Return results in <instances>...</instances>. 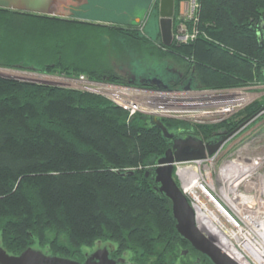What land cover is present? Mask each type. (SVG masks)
I'll use <instances>...</instances> for the list:
<instances>
[{
	"label": "trees",
	"instance_id": "16d2710c",
	"mask_svg": "<svg viewBox=\"0 0 264 264\" xmlns=\"http://www.w3.org/2000/svg\"><path fill=\"white\" fill-rule=\"evenodd\" d=\"M197 1L195 18L185 22L198 34L170 45L159 32L152 38L136 26L77 18L88 2L68 17L0 8V69L84 73L141 87H155L150 77L174 88L264 81V0ZM151 13L157 17V5ZM113 56L127 61L134 80L111 66ZM263 104L257 99L219 123L160 119L176 136L206 141L232 133ZM151 118L128 117L92 92L0 76V245L10 254L30 246L81 261L86 247L102 241L137 264H174L188 241L154 180L152 166L171 140Z\"/></svg>",
	"mask_w": 264,
	"mask_h": 264
},
{
	"label": "built area",
	"instance_id": "2783aa9c",
	"mask_svg": "<svg viewBox=\"0 0 264 264\" xmlns=\"http://www.w3.org/2000/svg\"><path fill=\"white\" fill-rule=\"evenodd\" d=\"M185 2L182 18L187 22L195 18L198 1ZM186 22L173 32V42L187 43L198 34L196 29L188 30ZM61 78L66 83L62 86L102 95L128 117L143 113L192 124L219 123L257 99L264 101V81L256 78L225 88L141 87L94 80L84 73ZM263 113L264 104L212 154L172 162L173 178L193 210L195 225L203 234L214 236L215 244L239 264H264V213L254 210L264 192V130L257 140H244L232 151L225 152L224 146Z\"/></svg>",
	"mask_w": 264,
	"mask_h": 264
},
{
	"label": "water",
	"instance_id": "95a60500",
	"mask_svg": "<svg viewBox=\"0 0 264 264\" xmlns=\"http://www.w3.org/2000/svg\"><path fill=\"white\" fill-rule=\"evenodd\" d=\"M87 2L88 0H0V8L68 17L72 14V8H79ZM174 15V0H160L158 5V27L160 40L164 45H170L172 43ZM258 29L259 33H261L260 43H264V13L258 22ZM25 72L32 73L29 71ZM14 79L37 82L22 77H14ZM148 82L153 83L157 87H167V84L159 77H150ZM183 87L189 88L190 85L189 83H186ZM151 121L161 130L164 137L171 140V146L168 147L163 155L156 160L152 166V171L154 180L158 183V190L163 192L171 201L172 213L175 218V228L177 232L194 248L208 256L214 264H239L215 244L214 236L205 235L197 228L194 222L193 210L172 175L173 161L202 158L208 154H212L233 133L222 134L217 138L204 141L191 134L176 136L174 132L167 129L159 117L152 116ZM115 263V260L108 257V251L106 248H104L101 253H99V251L93 252L88 255L85 260L80 262L69 257L48 254L42 249L30 246L25 248L19 254H10L0 245V264Z\"/></svg>",
	"mask_w": 264,
	"mask_h": 264
},
{
	"label": "rangeland",
	"instance_id": "374dc122",
	"mask_svg": "<svg viewBox=\"0 0 264 264\" xmlns=\"http://www.w3.org/2000/svg\"><path fill=\"white\" fill-rule=\"evenodd\" d=\"M160 0H149L146 4L144 1L142 5H138L136 2L137 0H88L86 6H84L80 11L76 13V17L81 20H89L101 23H110V24H120L123 26H136L143 34H149L152 38L157 37V33L159 32L158 27V15L157 17H152V10L155 6L159 5ZM186 0H182L184 4V8L186 9ZM85 5V4H84ZM83 6V5H82ZM185 11V10H184ZM142 16L138 19V14ZM136 17V19H135ZM178 19H182V14ZM111 66L114 69H120V67H128L127 61L116 58L115 56L112 57L110 60ZM124 65V66H123ZM171 65V63L169 64ZM174 66V65H173ZM118 69V70H119ZM126 69V68H125ZM16 72L15 70H13ZM18 73L21 72L19 75L20 77H25L26 79H32L37 82H48V84H55V85H66V83L62 80L63 78L59 76H53L61 79H51V75L49 76H41L37 73H28L24 70L17 71ZM23 73V74H22ZM25 73V74H24ZM1 76L14 78L13 76L2 74ZM32 74L34 76H31ZM19 76H17L19 78ZM55 80V81H54ZM186 121V120H185ZM264 130V113L256 120V122L250 125L249 128H246L242 133H239L228 141H226L224 146V151L229 152L234 150L238 147L244 140L247 139H255L259 138V132ZM50 254L47 251H44ZM123 256H130L129 254L123 253ZM175 261V260H174Z\"/></svg>",
	"mask_w": 264,
	"mask_h": 264
},
{
	"label": "flooded vegetation",
	"instance_id": "af4514ba",
	"mask_svg": "<svg viewBox=\"0 0 264 264\" xmlns=\"http://www.w3.org/2000/svg\"><path fill=\"white\" fill-rule=\"evenodd\" d=\"M124 66V65H123ZM126 68V67H125ZM124 67H120L118 71L119 74L125 77L126 80H134V76H132V79H129V76L126 74L125 70H128L127 68L125 69ZM141 81V80H140ZM106 248L108 251V257L115 260V264H137L136 262L128 260L127 256L123 255H115L114 252V246H111L110 244L104 243L102 241H96L93 245L86 247L84 249V258L80 261L82 262L83 260L86 259V257L90 254H92L95 251H101ZM174 264H214L208 256L194 248L189 242L188 246L186 248H182L180 251V255L176 257Z\"/></svg>",
	"mask_w": 264,
	"mask_h": 264
},
{
	"label": "bare ground",
	"instance_id": "6f19581e",
	"mask_svg": "<svg viewBox=\"0 0 264 264\" xmlns=\"http://www.w3.org/2000/svg\"><path fill=\"white\" fill-rule=\"evenodd\" d=\"M178 21H177V23H176V25H175V27H173L172 28V34H173V32L174 31H176L177 30V27L179 26V25H181V24H184V22H185V20H182L181 21V19H180V22H179V19H177ZM173 24H174V20H173ZM173 42V41H172ZM16 72H14L13 70H10V69H0V73H2V74H7V75H10V76H13V75H15V76H13V77H17V76H19V75H21L20 73L21 72H17V70H15ZM23 74V73H22ZM25 74V73H24ZM29 75H31V76H34V75H32V74H29ZM43 75H41V76H38V77H42ZM20 77V76H19ZM22 78H25V77H22ZM51 79H61V78H57V77H53V76H51L50 77ZM55 81V80H54ZM46 84H48V83H46ZM143 87H146V86H143ZM109 100V99H108ZM239 207V206H238ZM254 210H258V211H261V210H263V213H264V192H263V196H262V198H261V201L259 202V203H256L255 204V206H254ZM213 232H215L216 233V235H218V233H217V231H216V229L213 227ZM219 240H220V242H221V244L223 245V246H225V244H224V241L223 240H221L220 238H219Z\"/></svg>",
	"mask_w": 264,
	"mask_h": 264
},
{
	"label": "crops",
	"instance_id": "0c3cea01",
	"mask_svg": "<svg viewBox=\"0 0 264 264\" xmlns=\"http://www.w3.org/2000/svg\"><path fill=\"white\" fill-rule=\"evenodd\" d=\"M138 5H142L143 4V2H142V0H137V2H136ZM186 7V6H185ZM184 10H185V8H184V4H183V2L181 1L180 3H179V5H178V8H176L175 9V14H176V16H179L180 14H182L183 12H184ZM141 16H142V13H141V15L140 14H138V19H139V17L141 18ZM135 19H136V17H135ZM178 21V20H177ZM182 21V20H181ZM100 22V21H99ZM179 22H180V19H179ZM170 64V63H169ZM168 64V65H169ZM172 68H174V66L172 67Z\"/></svg>",
	"mask_w": 264,
	"mask_h": 264
}]
</instances>
